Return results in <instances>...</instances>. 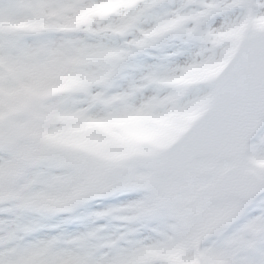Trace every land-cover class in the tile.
<instances>
[{"label": "snow or ice", "instance_id": "obj_1", "mask_svg": "<svg viewBox=\"0 0 264 264\" xmlns=\"http://www.w3.org/2000/svg\"><path fill=\"white\" fill-rule=\"evenodd\" d=\"M101 3L0 0V264H264V0L72 22ZM201 63L219 69L167 83ZM61 71L92 78L35 91ZM146 109L192 118L158 143Z\"/></svg>", "mask_w": 264, "mask_h": 264}, {"label": "rangeland", "instance_id": "obj_2", "mask_svg": "<svg viewBox=\"0 0 264 264\" xmlns=\"http://www.w3.org/2000/svg\"><path fill=\"white\" fill-rule=\"evenodd\" d=\"M104 2V0H103ZM113 2H121L124 5H131L135 0H113ZM117 10V9H116ZM112 13V12H111ZM107 14H92L85 17L77 16L73 19V23L85 22L89 17L99 16L104 17ZM261 26H264V22H260ZM243 26H238L229 32L220 34V39H232L237 40L240 30ZM118 53L110 51H96L90 53L81 58L77 63H89L97 60L110 59L117 56ZM219 65L214 63H201L193 64L187 68H184L180 73L172 77L167 83L175 87H181L191 85L201 80L207 79L214 75ZM94 76H100L102 73L93 74ZM92 76L88 74H80L76 72L61 71L55 75L48 76L42 79L40 85L35 89L37 92H49L56 91L70 86H77L86 79H90ZM132 119V123L140 128V131L155 133V137L152 141L158 143H166L176 132L178 126L186 123L192 118L191 113H179L169 112L164 115H154L150 109L143 110L137 113ZM255 215L256 213H252ZM3 215V214H0Z\"/></svg>", "mask_w": 264, "mask_h": 264}, {"label": "clouds", "instance_id": "obj_3", "mask_svg": "<svg viewBox=\"0 0 264 264\" xmlns=\"http://www.w3.org/2000/svg\"><path fill=\"white\" fill-rule=\"evenodd\" d=\"M124 6H127V5H124L121 2H113V0H104V2L101 3L99 6L84 9L79 14V16L85 17V16H89L92 14L103 15V14L111 13L115 11L116 9L124 7ZM135 118H138V117H133L132 119H135ZM94 123H102V122H94ZM120 123H125V121H121ZM154 137H155V133L153 132H145L143 134V138L146 140H153Z\"/></svg>", "mask_w": 264, "mask_h": 264}]
</instances>
